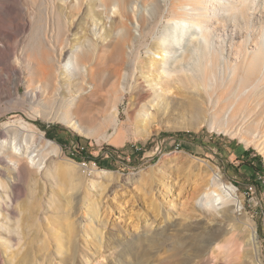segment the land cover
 <instances>
[{"label":"rangeland","instance_id":"374dc122","mask_svg":"<svg viewBox=\"0 0 264 264\" xmlns=\"http://www.w3.org/2000/svg\"><path fill=\"white\" fill-rule=\"evenodd\" d=\"M99 1L0 0V264H178V244L217 218L194 203L213 170L264 261V169L242 157L264 164V0H135L128 17Z\"/></svg>","mask_w":264,"mask_h":264},{"label":"bare ground","instance_id":"6f19581e","mask_svg":"<svg viewBox=\"0 0 264 264\" xmlns=\"http://www.w3.org/2000/svg\"><path fill=\"white\" fill-rule=\"evenodd\" d=\"M251 1L254 2V0ZM65 2L79 8L82 5V0H65ZM134 3H136L135 0H100L99 6L104 8L108 7L109 10L110 7L118 8V11L123 17H128L130 11L129 7H132ZM260 3L263 2L261 1ZM181 4L185 7L189 5L193 11L197 12L202 10L205 0H181ZM199 14L195 13L193 17L198 16ZM239 15L245 16L246 14L243 10H239L235 11V13L232 14V17L236 19ZM194 18L195 27L198 28L201 24H205L207 22L202 21L200 23L199 19L196 17ZM72 19L71 26L77 18L75 16L74 18L72 17ZM53 20L56 23L55 28H57L58 35L62 29H65V32L67 31V25H69L68 17L66 18L62 12H56L55 10ZM173 28L175 29L171 34V40H173V42L176 40V33H178V31L181 35L184 32L187 34L184 24H179L177 30L176 27ZM64 34L66 35V33ZM128 36L132 39V41L136 42L135 40H137V38L134 34L131 35L128 33ZM166 38L167 36L161 40L162 42L160 41V44H165ZM204 38L206 39L205 36ZM117 43L124 44L125 37L119 36L115 41V44ZM60 48L61 57L65 51V47L60 45ZM72 56L73 57L70 60H73V65L85 74L83 66L84 50L80 48L74 52ZM263 69L264 52L260 69L258 71L260 76L264 75ZM163 70L167 73L165 69ZM42 72L44 74H49L50 68H43ZM0 80L4 81V79L1 78ZM234 104L238 105L237 103ZM230 110L236 111V108H233L232 106L230 107ZM13 149L17 150V147L14 146ZM16 159L19 158L16 157ZM194 201L195 205L199 209L217 218L213 222H208L203 226H195L196 230L200 232L191 235L188 238L189 243L181 242L178 244L177 254L180 257L178 264H264L262 249L255 234V228L251 226L253 227V230L251 231V228L248 229L243 226L241 221L236 222L237 219L232 218L233 213H241L243 211L242 196H240L238 191L225 181L220 172L213 170L212 177L200 186L199 192L194 198Z\"/></svg>","mask_w":264,"mask_h":264},{"label":"trees","instance_id":"16d2710c","mask_svg":"<svg viewBox=\"0 0 264 264\" xmlns=\"http://www.w3.org/2000/svg\"><path fill=\"white\" fill-rule=\"evenodd\" d=\"M42 129L45 131L46 137L49 140L56 141L60 145H63L64 144L62 138H57L55 135H53V132H54V129L55 128L47 129L46 127L43 126ZM176 135H180V134H173V135H171V134H164L165 137H167V136L168 137H173V136H176ZM187 135L192 136V134H187ZM77 145L78 146L80 145V138L77 139ZM104 150H106V151L109 152L110 158L111 157L113 158L114 157V154H119L120 153V150H117V149H115L112 146H105L104 147ZM76 152L78 154V156H77L78 158L84 159L86 161H92L98 167H101V168L104 167V161L102 160V158L99 157V156L94 157L91 154H88L85 151V148L77 149ZM242 157H244L246 159V161H244V163H247L246 164L247 166H245V167L247 169H249L251 173H255L258 176L262 177L263 169H264V164H263V160H262L261 156L256 155V154H254V156H253V152L250 151V150H248V151H244L243 152ZM249 188H253V189L259 188L258 181L257 180L255 182L252 181V182H250V183L247 184L246 191H247L248 194L250 192L249 191Z\"/></svg>","mask_w":264,"mask_h":264},{"label":"built area","instance_id":"2783aa9c","mask_svg":"<svg viewBox=\"0 0 264 264\" xmlns=\"http://www.w3.org/2000/svg\"><path fill=\"white\" fill-rule=\"evenodd\" d=\"M253 190V188H249V191L251 192Z\"/></svg>","mask_w":264,"mask_h":264}]
</instances>
